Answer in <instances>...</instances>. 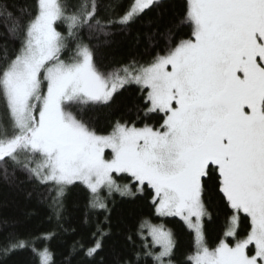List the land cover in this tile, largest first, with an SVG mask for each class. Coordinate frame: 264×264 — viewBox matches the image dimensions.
<instances>
[{"label": "snow or ice", "instance_id": "1", "mask_svg": "<svg viewBox=\"0 0 264 264\" xmlns=\"http://www.w3.org/2000/svg\"><path fill=\"white\" fill-rule=\"evenodd\" d=\"M162 2L132 0L119 12L122 0H34L16 10L0 0V176L8 181L26 174L43 188L57 222L73 187L87 191L89 212L104 213L91 246L75 242L65 264L81 252L95 260L104 250L112 235L108 197L149 192L157 216L179 217L194 233L185 264H264V0H185L183 13L163 32L146 33L149 59L102 71L84 33L89 41L110 36L111 29H127ZM184 27L190 34L179 37ZM128 85L138 86L136 119L155 114L159 125L138 127L121 118L99 132L89 110L110 107ZM213 199L229 212L222 238L210 248L203 220L211 219ZM2 223L12 230L0 256L31 250L38 264H54L46 246L37 249L34 240L20 238L14 223ZM136 235L139 249L133 235L125 237L132 252L111 248L113 264L147 258L175 264L170 229L144 220Z\"/></svg>", "mask_w": 264, "mask_h": 264}, {"label": "trees", "instance_id": "2", "mask_svg": "<svg viewBox=\"0 0 264 264\" xmlns=\"http://www.w3.org/2000/svg\"><path fill=\"white\" fill-rule=\"evenodd\" d=\"M8 2L14 5L13 10H16L31 6L34 0H8ZM131 4L132 0H122L121 8L118 11L127 10ZM184 8L185 0H163L159 8L147 12L127 29L119 27L111 29L112 35L110 36L100 35L89 41L85 32V42H89L93 46L97 65L102 71H109L132 59L144 62L149 59L144 55L148 43L146 33L163 32L172 20L183 13ZM158 13L159 15H157ZM58 30L66 31L64 25H60ZM189 34L190 29L184 27L179 32V37H187ZM157 39L163 46L162 39L160 37ZM65 58H67V54H65ZM138 96V86L128 85L115 95L110 107L93 106L88 112L93 126L99 132L107 133L111 130V124L121 118L135 120L138 127H142L144 123L158 126L160 116L155 114L150 119L143 117L142 114L139 120L136 119L135 105L139 103ZM120 180L127 181V179ZM43 191L42 187L29 181L24 173L18 172L15 178L8 181L0 176V244L4 243L8 231L12 230H4L2 222L14 223V230L20 238L34 240L35 247L40 250L46 246L52 253L54 264H65L71 246L75 242L79 241L86 247L91 246L95 224L97 221L103 222L104 213L89 212L87 191L82 186L73 187L70 188L65 198L64 218L57 222L52 217L48 203L41 195ZM101 195L107 197V191L103 190ZM150 199V192L145 196L138 195L134 198L122 197L118 193H113L111 197H108L109 207L112 209L110 217L112 235L104 239V250L92 261L85 258L81 252L74 256L72 264H101V260H103V264H113L110 255L113 246L117 251L132 252L134 250L133 245L126 243L127 235H133L135 249H139L142 241L136 232L139 224L144 220L161 224L172 231L177 241L173 259L175 264H185L187 255L194 250L192 231L178 217L157 216L150 205ZM208 211L211 213V219L205 217L203 220L204 235L206 244L213 248L217 246L223 236V230L227 223L226 215L229 210L226 209L222 201L213 199L209 203ZM86 212L90 217L88 224L84 223ZM246 226L247 220L242 218L241 230ZM72 229H76V231H72ZM145 231L144 229L143 234L146 237L144 242L151 247L150 238L145 234ZM47 233H55V236L51 240L36 239ZM157 249L158 247L154 251ZM0 264H38V260L33 256L31 250H20L7 257L0 256ZM143 264H152L151 258L144 260Z\"/></svg>", "mask_w": 264, "mask_h": 264}, {"label": "rangeland", "instance_id": "3", "mask_svg": "<svg viewBox=\"0 0 264 264\" xmlns=\"http://www.w3.org/2000/svg\"><path fill=\"white\" fill-rule=\"evenodd\" d=\"M118 182L121 183V184H124V183H127V181L125 180H120L118 179ZM119 194V193H118ZM179 218V217H178ZM150 222V221H149ZM151 223V222H150ZM151 224H157V225H161V224H158V223H151ZM167 229V228H166ZM145 234L150 238V242H151V237L148 235V231H147V228H145ZM193 233V232H192ZM194 235V233H193ZM216 247V246H215ZM214 248V247H213ZM157 251H159V248L157 249Z\"/></svg>", "mask_w": 264, "mask_h": 264}]
</instances>
